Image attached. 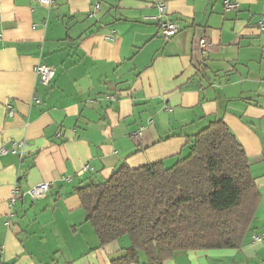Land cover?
<instances>
[{
  "label": "crops",
  "instance_id": "obj_1",
  "mask_svg": "<svg viewBox=\"0 0 264 264\" xmlns=\"http://www.w3.org/2000/svg\"><path fill=\"white\" fill-rule=\"evenodd\" d=\"M223 1L0 0V264H111L129 239L100 246L75 188L122 164L171 166L216 116L260 194L250 230L239 248L163 264H264V0ZM165 19L180 27L168 39ZM39 64L54 69L48 85ZM41 182L44 197L24 194Z\"/></svg>",
  "mask_w": 264,
  "mask_h": 264
},
{
  "label": "trees",
  "instance_id": "obj_2",
  "mask_svg": "<svg viewBox=\"0 0 264 264\" xmlns=\"http://www.w3.org/2000/svg\"><path fill=\"white\" fill-rule=\"evenodd\" d=\"M187 155L137 168L120 165L107 180L75 188L100 246L127 236L111 264H163L176 252L239 248L260 194L248 157L220 116L186 136Z\"/></svg>",
  "mask_w": 264,
  "mask_h": 264
},
{
  "label": "built area",
  "instance_id": "obj_3",
  "mask_svg": "<svg viewBox=\"0 0 264 264\" xmlns=\"http://www.w3.org/2000/svg\"><path fill=\"white\" fill-rule=\"evenodd\" d=\"M40 5L49 6L54 2L55 0H35ZM223 6L225 10H235L238 8V3L232 2L230 0H224ZM96 7L98 8V4H96ZM157 8L159 10L158 18L161 17L165 10V6L163 2H159L157 4ZM259 28L261 30H264V16L261 17L259 21ZM180 27L176 22H173L171 20L165 19V20H159L157 23V31L158 34L163 37L164 39H168L172 36H174L178 31ZM108 39H112V35L106 36ZM207 41L206 38L202 35H199L197 37V49L204 51L206 49ZM34 71L36 75L38 76L39 81L42 84L48 85L53 76H54V69L48 65L39 64L34 67ZM8 114L11 116L13 114L12 110L8 111ZM140 135V132H137L134 134V137L138 138ZM50 183L49 182H41L38 183L32 187H30L24 194L30 199H39L44 197L50 190Z\"/></svg>",
  "mask_w": 264,
  "mask_h": 264
},
{
  "label": "rangeland",
  "instance_id": "obj_4",
  "mask_svg": "<svg viewBox=\"0 0 264 264\" xmlns=\"http://www.w3.org/2000/svg\"><path fill=\"white\" fill-rule=\"evenodd\" d=\"M187 155V153H184L183 155H182V157H184V156H186ZM126 238H127V236H126Z\"/></svg>",
  "mask_w": 264,
  "mask_h": 264
}]
</instances>
